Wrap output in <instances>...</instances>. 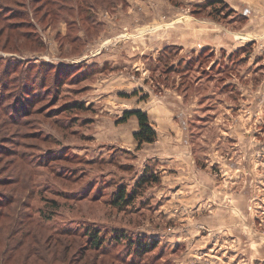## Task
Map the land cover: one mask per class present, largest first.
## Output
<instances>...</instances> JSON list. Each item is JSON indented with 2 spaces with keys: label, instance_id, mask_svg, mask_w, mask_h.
Here are the masks:
<instances>
[{
  "label": "rangeland",
  "instance_id": "374dc122",
  "mask_svg": "<svg viewBox=\"0 0 264 264\" xmlns=\"http://www.w3.org/2000/svg\"><path fill=\"white\" fill-rule=\"evenodd\" d=\"M208 1L67 0L76 12L51 19L35 0L24 4L28 40L0 22V103L16 120L0 116V196L16 200L0 207V264L25 253L24 264H126L125 241L82 250L88 226L107 246L118 227L155 240L156 264H264V0ZM41 72L45 86L26 96ZM137 104L173 140L167 153L191 159L184 182L162 181L155 159L137 155L144 144L129 142L130 123H116ZM145 171L157 182L123 210L110 205ZM8 231L22 242L4 259Z\"/></svg>",
  "mask_w": 264,
  "mask_h": 264
},
{
  "label": "trees",
  "instance_id": "16d2710c",
  "mask_svg": "<svg viewBox=\"0 0 264 264\" xmlns=\"http://www.w3.org/2000/svg\"><path fill=\"white\" fill-rule=\"evenodd\" d=\"M35 0H0V22L2 23V26L8 31L9 35H13V36H20L26 40L30 39V34L29 32H27L26 30H24V28H22L23 26L25 27L26 25H28L27 21L25 20V17L28 16V12L30 11L29 9L26 10V7H24V4L26 2H33ZM21 2V3H20ZM215 2H223V0H209L208 1V5H212L215 4ZM13 4V5H8V4ZM78 3V2H75ZM66 5V6H65ZM42 7L45 8V15H49V18L53 19L52 17H61V15L63 16V12L62 10L64 9H68L70 14L72 15L74 12H76V9L73 10L72 7H76V5L74 4H68L67 0H42L41 5ZM22 7V9H17V8ZM39 7V6H38ZM38 7H36L34 10L35 12L37 11ZM87 8V6H83L81 4V8L78 11H84L83 9ZM86 11H88V9H86ZM44 17V15L42 16ZM86 18V19H85ZM20 19V20H18ZM84 19L86 21H90L88 20V13L84 14ZM73 25V24H72ZM33 42L35 41L36 44V48L35 49H40L43 47V42L42 39L39 35H36L35 37H31ZM16 60V59H15ZM18 61V60H16ZM27 64H33L31 61H28ZM59 67V66H58ZM57 67V68H58ZM15 71V68H13L12 70L10 69H6L4 70L3 74L6 73L7 76V83L9 84L11 81H14V79L17 78H11V74L12 72ZM47 72V71H46ZM0 86H5V81L3 78V75L0 74ZM18 77V76H17ZM36 81H34V83L32 84V89L26 88L24 90V93H26V96H29V94H35L37 93V89H41L43 88L45 85L44 83V78L42 76V72L40 73L39 77H37L35 79ZM25 81V80H24ZM41 87V88H39ZM6 89H8V86L5 87ZM46 89V88H45ZM26 91V92H25ZM2 91H0V101L3 100H7V96L5 95ZM77 104V103H75ZM78 105V104H77ZM11 109L9 107V105L6 106H2V104L0 103V116L2 115V117L4 118V124L9 123V124H14L13 121L14 120L12 117H8V113H10ZM131 115H135L137 117L138 120V128L137 130L133 133V137L136 141V148L139 149L141 148V146L145 143H152L156 140L157 138V131L156 129L153 127V125L150 123L149 119H148V115L146 112H144L141 109H130V110H125L122 114L121 117H119L116 120V123L118 122H124L126 121ZM2 123V124H3ZM12 153V151L10 152ZM139 180L137 181V185L135 187H133L131 189V191L127 192L126 186L125 185H119L116 188V191L113 193V197L111 199V203L110 205L117 207L120 210H123L124 207H126L127 205H129V203L134 199V197L138 194V188L137 186H142L143 184L146 183H156L158 178L156 175H154L153 173L148 171L142 173L139 178ZM71 194L74 196V192L71 191ZM8 196V197H7ZM5 199H3V197L5 196H0V207L3 208V206L5 207L7 205L6 208H8L9 206H11L10 204L15 202L16 200H12L10 195H7ZM52 203L56 204V200H51ZM57 205V204H56ZM4 213V212H3ZM6 213V214H5ZM5 213L4 216L9 217L12 216L11 213L7 212V210L5 209ZM45 215V214H44ZM16 220H22L21 217V213H18L16 215ZM45 220H50V215H46ZM17 225V224H16ZM9 226H12V224H9ZM17 227V226H15ZM9 228V227H8ZM64 230L66 231H70V228H65ZM129 228H123V227H118V228H114L113 232H111V235L109 236V238L107 239L108 244L111 243H115V244H111V245H105V238L100 235V232L98 229L96 228H90V226H88L85 231L80 234L78 236V238L80 240H82V242H84V246L86 248L82 249L84 251L86 250H93L97 255H104V254H110L112 253L113 249L115 248V245L119 243H122V241H125V250L127 249V253H126V264H156L157 259L155 258L156 256L153 257V259H156L154 261L150 260V251L151 249H154L157 245V242L155 240H150L149 238H146L144 235H138L137 236H131L130 233L128 232ZM17 233V231H16ZM1 234V232H0ZM65 235H67L66 233H63ZM8 236V237H7ZM7 243H6V247L5 250L3 251L4 253V259L7 258H12V254H8L6 256L5 253L9 252L12 253L13 249L11 243H9V241H11V239H16L18 242L16 244V248L19 246V244H21L22 242V236H16L14 237V232L12 231H8L7 235ZM15 242V241H14ZM36 243H38L36 241ZM27 245V244H26ZM30 246V245H29ZM31 246L33 247L34 244H31ZM34 249V248H33ZM39 249H34L32 250V255L35 256V259H40L41 258L44 260L45 257H42V254L38 251ZM82 253V252H81ZM29 253H25V254H21V256L23 255L24 257V261L23 264L25 263V259L27 260V258H30L31 255H28ZM114 258L113 259H118L119 256L118 254H113ZM133 256H138L139 261H132V257ZM148 259H147V258ZM146 259V261H144V259ZM143 259V260H142ZM123 260H125L123 258ZM46 261V260H45ZM70 264V263H69Z\"/></svg>",
  "mask_w": 264,
  "mask_h": 264
},
{
  "label": "crops",
  "instance_id": "0c3cea01",
  "mask_svg": "<svg viewBox=\"0 0 264 264\" xmlns=\"http://www.w3.org/2000/svg\"><path fill=\"white\" fill-rule=\"evenodd\" d=\"M139 102H141V101H139ZM139 104H137L138 106H134L135 109L136 108H140V109L142 108V106ZM128 109H130V108H128ZM128 109H126V110H128ZM126 123H130V126H131V129L129 130L130 132H128L126 136L129 135V138H131V141H129V142H132V145H134L135 142H134L133 133L138 128L137 117L135 115H131L126 121H124L120 124H126ZM154 127L156 128V130L158 129V127H156V126H154ZM119 135L120 134H116L115 135L116 138H118ZM162 136H164V135H161L159 132V129H158L156 140L153 143L144 144L142 146V148L139 150L137 155L143 159H146L148 157L155 159V161L157 163L156 167L159 169V171L161 173V180L162 181L169 180V181H174L175 183L184 182V179H187L185 176V173L189 172L188 170H191V168H192L191 166H189V164L191 163V159L182 157V160H181V157L175 158L171 154L169 155L167 153V148H168V151H172L171 147H174L175 144H174L173 140H170V143L165 142L163 144L164 139L162 138ZM180 137H183L182 133L180 134ZM183 141H184V138L182 139V145H184V146L187 145V144H184ZM152 147L154 149H152ZM150 149H152V150H150ZM192 159H193V162L195 163V166H196L197 165L196 164V157L194 155H192ZM175 176H177L178 178H176ZM183 177H185V178H183ZM180 184H183V183H180ZM180 184H178V186H176V190L180 187ZM182 189L187 190L185 185L182 187ZM197 196H196V200H199V199H197ZM185 198L186 199L188 198V194H186ZM180 199L183 200L181 195H180ZM172 200H174V199H172Z\"/></svg>",
  "mask_w": 264,
  "mask_h": 264
}]
</instances>
